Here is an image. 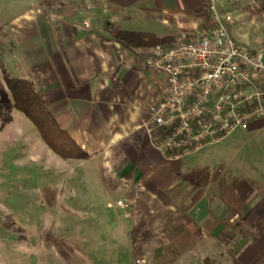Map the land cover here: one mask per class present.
Instances as JSON below:
<instances>
[{"label": "crops", "instance_id": "1", "mask_svg": "<svg viewBox=\"0 0 264 264\" xmlns=\"http://www.w3.org/2000/svg\"><path fill=\"white\" fill-rule=\"evenodd\" d=\"M236 1L227 0L228 6L264 13V0L247 5ZM30 2L32 9L11 22L4 42L22 62L16 69L34 84L62 129L91 156L80 165L115 183V194L126 204L121 216L127 219L136 249L162 236L174 218L186 225V243L195 242L205 253L203 264H211L214 250L228 252L232 236L238 238L235 264H264V119L246 131L252 140L260 139L253 156L260 178L240 186L241 200L226 201L213 183L189 185L180 192L187 183H182V167L156 151L144 129L152 106L167 93V78L146 66L139 51L143 48L127 49L106 28L109 23L124 32L157 36L190 32L209 21L211 0ZM134 18L160 23L166 33L122 25ZM219 256L223 262V254Z\"/></svg>", "mask_w": 264, "mask_h": 264}, {"label": "rangeland", "instance_id": "2", "mask_svg": "<svg viewBox=\"0 0 264 264\" xmlns=\"http://www.w3.org/2000/svg\"><path fill=\"white\" fill-rule=\"evenodd\" d=\"M251 2L242 0L243 5ZM215 3L222 19L231 16L226 23L230 35L264 59V13H246L237 5L228 6L227 0ZM30 9V0H0V264H203L205 253L195 242L186 243L189 235L179 219L172 218L162 236H154L148 247L136 249L127 219L121 216L126 204L115 194V183L89 165L82 167L79 161L55 155L36 127L15 109L4 72L13 78L25 77L16 69L22 62L13 58L4 36L11 32V22ZM122 25L159 35L167 30L139 18ZM251 137L237 131L178 161L182 183L187 182L181 184L180 192L189 185L213 183L226 201L241 200L237 197L240 186L260 178L253 160L260 139ZM237 243L232 236L228 252L214 250L211 264H235L233 245Z\"/></svg>", "mask_w": 264, "mask_h": 264}, {"label": "built area", "instance_id": "3", "mask_svg": "<svg viewBox=\"0 0 264 264\" xmlns=\"http://www.w3.org/2000/svg\"><path fill=\"white\" fill-rule=\"evenodd\" d=\"M208 25L153 47L148 68L163 73L168 90L144 125L152 147L178 162L264 119V59L238 44L211 0ZM118 205H123L121 202Z\"/></svg>", "mask_w": 264, "mask_h": 264}, {"label": "trees", "instance_id": "4", "mask_svg": "<svg viewBox=\"0 0 264 264\" xmlns=\"http://www.w3.org/2000/svg\"><path fill=\"white\" fill-rule=\"evenodd\" d=\"M111 27L114 26L106 24V28L111 30L113 38L133 52L138 48L170 47L173 45L175 37L184 32L179 31L170 36H157L151 33L124 32L115 27L112 30ZM4 80L11 93L15 109L36 127L44 144L55 155L63 160L86 161L91 158L62 129L30 80L13 78L7 72H4Z\"/></svg>", "mask_w": 264, "mask_h": 264}]
</instances>
